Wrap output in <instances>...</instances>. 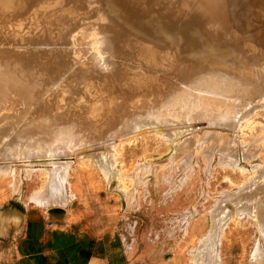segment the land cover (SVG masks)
Here are the masks:
<instances>
[{
  "label": "rangeland",
  "instance_id": "obj_1",
  "mask_svg": "<svg viewBox=\"0 0 264 264\" xmlns=\"http://www.w3.org/2000/svg\"><path fill=\"white\" fill-rule=\"evenodd\" d=\"M239 1L0 0V221L59 206L167 263L264 256V0ZM154 92L185 110L138 117Z\"/></svg>",
  "mask_w": 264,
  "mask_h": 264
},
{
  "label": "crops",
  "instance_id": "obj_2",
  "mask_svg": "<svg viewBox=\"0 0 264 264\" xmlns=\"http://www.w3.org/2000/svg\"><path fill=\"white\" fill-rule=\"evenodd\" d=\"M37 207L16 224L0 221V264H173L135 251L117 228L95 226L80 210L57 221Z\"/></svg>",
  "mask_w": 264,
  "mask_h": 264
},
{
  "label": "bare ground",
  "instance_id": "obj_3",
  "mask_svg": "<svg viewBox=\"0 0 264 264\" xmlns=\"http://www.w3.org/2000/svg\"><path fill=\"white\" fill-rule=\"evenodd\" d=\"M222 2H223L222 6L224 5V6L226 7V10H228L227 8H229V10L231 9V11H226V12H228V13L231 12V13H232V12L234 11V10L232 11V9H235L236 12H237L238 3L240 2L239 0H238V2H237V0H222ZM222 2H221V3H222ZM250 2H252V3H257V0H250L249 3H250ZM242 3H243V2H242ZM224 9H225V8H224ZM242 10H243L244 12H246L245 4H244V3H243V6H242ZM247 10H249V9L247 8ZM256 10H257V9H256ZM249 11H250V10H249ZM234 12H235V11H234ZM234 12H233V13H234ZM236 14H237V13H236ZM236 14H235V15H236ZM241 15H243V14L241 13ZM241 15H239L238 17H240ZM204 82H205V81H204ZM207 83H208V81H207ZM189 84H191V83H189ZM195 84H196V83H195ZM205 84H206V82H205ZM205 84H201V83L198 84V83H197L196 88L198 89L197 86H200L201 88L199 87V88H200L199 90L201 91V89H202V85H203V87H205V88H203V89H206V88H207L206 86H208V84H207V85H205ZM210 84H211V83H210ZM204 85H205V86H204ZM185 86H188V85H185ZM214 86H215V85H214V83H213V85H211V87L213 88V90H212V88H211V90H208V89H210V86H209V88H207V90H203V89H202L203 91H208V92H206V93L203 92V91H202V92H203L204 94H208L209 92H212V93H213L215 90H217V89L214 88ZM191 87H192V86H191ZM196 88H194V89H196ZM218 89H219V88H218ZM191 90L193 91L192 88H191ZM220 90H221V91H220ZM194 91H195V90H194ZM194 91H193V92H194ZM193 92H192V94H193V95H192L193 100H191V101H195L196 99L198 100V101L196 100L197 102H196V101L194 102V103L196 104L195 106L198 105V107H202V108H203L202 110H204V109H205V110H206V109L208 110L209 107H210V108H212L213 110H217L216 112L221 111V112L218 113V114H220V115H222V116H223L225 113H226L225 115H227L228 113L230 114L231 111H230V110H227V112L225 111V109L223 108V104L221 103L220 99H219L218 101H217L216 99H212V100H210V99H204L205 96H202V97L199 96V95L195 96V95H194L195 93H193ZM196 92H197V90H196ZM216 92H217L219 95H220V94H222V95L224 94V95H225V93H226V92H224L223 89H219V91H216ZM130 93L132 94L133 91L130 92ZM154 93H155V96H154L153 99H151V100H145V102L142 104L143 110L140 111V112L138 113V117H139V116H142L145 112H147V111L150 110L151 115H152V117H153L152 119H153V121H154V120H155L154 117L160 119V118H159V113L161 114V112H162V113L165 112V111H162V110H164V108L161 109L162 106L165 105V107L168 106V108H169V107L172 108V109L174 108L173 111H175V110H176L175 107H177L178 105H181V102H180V100H178V99H177V102H174V101H172V100H171V101H170V100H167V99H166V98H167L166 96H163V95H162V96L158 97V96L156 95V92H154ZM203 93H202V94H203ZM212 93H210V94H212ZM131 94H130V95H131ZM173 94H174V93H173ZM173 94L171 93V95H173ZM187 94H188V93H187ZM202 94H201V95H202ZM204 94H203V95H204ZM213 94H214V93H213ZM226 95H227V93H226ZM185 96H187V99H188V95L184 94V97H185ZM193 96H195V98H194ZM168 97H169V96H168ZM171 97H172V96H170V98H171ZM198 97H200V98H202V99L200 100ZM162 98H163V99H162ZM173 98H174V97H173ZM190 98H191V95H189V101H190ZM206 98H207V97H206ZM168 99H169V98H168ZM182 99H183V98H181V100H182ZM199 100H200V101H199ZM183 101H184V100H183ZM185 101H186V100H185ZM185 101H184V102H185ZM179 102H180V103H179ZM184 102H183V103H184ZM185 103H187V102H185ZM189 103H190V102H188V104H189ZM212 103H213V104H212ZM166 104H168V105L166 106ZM173 104H174V105H173ZM182 105H183V104H182ZM182 105L179 106V107L182 108ZM192 106H194V104H192L191 107H192ZM206 106H207L208 108H207ZM230 106H231V105H230ZM179 107H178V108H179ZM188 107H190V106L188 105ZM188 107H187V109H189ZM231 107H232V106H231ZM149 108H150V109H149ZM168 108H167V109H168ZM194 108H195V107H194ZM194 108H193V109H194ZM147 109H148V110H147ZM160 109H161V112H160ZM165 109H166V108H165ZM179 109H180V108H179ZM187 109H186V110H187ZM190 109H191V108H190ZM195 109H197V107H196ZM169 110H171V109H169ZM181 110H185V109L182 108V109H180V110H178V111H181ZM205 110H204L203 112H204L205 115L208 116V114H209L208 111H209V110L207 111V114L205 113ZM218 110H219V111H218ZM166 111H167V110H166ZM173 111L171 110V111H169V112H173ZM176 111H177V110H176ZM194 111H195V110H194ZM194 111H193V112H194ZM199 111H201V110H199ZM199 111H198V112H199ZM228 111H230V112H228ZM213 112H215V111H213ZM213 112H212V113H213ZM212 113H211V114H212ZM196 114H197V113H196ZM200 114H201V113H200ZM204 114H201V115H202V118H203L204 121H205V119H207V118H206L207 116H206V117L203 116ZM213 114H215V113H213ZM218 114H217V115H218ZM229 114H228V115H229ZM145 115H146V114H145ZM220 115H219V116H220ZM225 115H224V117H227V116H228V115H227V116H225ZM143 116H144V115H143ZM177 117H178V116H177ZM195 117H196V116H195ZM204 117H205V118H204ZM217 117H218V116H217ZM228 117H230V115H229ZM140 118H141V117H140ZM178 118H179V117H178ZM193 118H194V117H193ZM198 118H199V117H198ZM216 119H217V118H216ZM232 119H233V118H232ZM199 120H200V119H199ZM201 120H202V119H201ZM153 121H152V122H153ZM159 121H160V120H159ZM197 121H198V120H197ZM113 122H114V121H112V123H113ZM152 122H151V123H152ZM107 123H108V122H107ZM155 123H156V121H155ZM155 123H154V124H155ZM162 123H163V121H162ZM197 123L199 124L200 122H197ZM221 123H222V122H221ZM247 123H248V122H247ZM106 125H107V124H106ZM112 125H113V124H112ZM217 125H218V124H217ZM194 129H195V128H194ZM115 130H116V129H115ZM115 130H114V131H115ZM109 132H111V131H109ZM109 132H108V133H109ZM112 132H113V131H112ZM62 134H63V133H62ZM59 136H60V135H59ZM59 136H58V137H59ZM45 137H46V136H45ZM47 138H48V137H47ZM122 140H123V139H122ZM55 181H56V180H55ZM245 182H246V181H245ZM52 183H54V181H53ZM52 183H51V184H52ZM57 183H58V182H57ZM249 183H250V182H249ZM55 184H56V182L54 183V185H55ZM54 185H53V187L57 186V185H55V186H54ZM51 186H52V185H51ZM51 188H52V187H51ZM63 189H64V188H63ZM47 190H49V189L47 188ZM56 190H57V189H56ZM59 190H60V189H59ZM52 192H53V191H52ZM64 193H65V192H64ZM40 194H41V193H40ZM55 194H56V192H55ZM57 194H58V193H57ZM52 195H53L54 199H52L51 196H48L49 198L51 197V198H50V201H51V200H55V199L57 198V197L55 198L54 193H52ZM56 196H57V195H56ZM250 196H251V195H250ZM58 197L60 198L61 196H58ZM64 197H65V196H64ZM263 198H264V197H263ZM46 199H47V198H46ZM57 199H58V198H57ZM261 199H262V198H261ZM55 201H57V200H55ZM55 201H54V202H55ZM59 201H60V199L58 200V202H59ZM52 202H53V201H52ZM58 202H57V203H58ZM55 203H56V202H55ZM262 205L264 206L263 203H262ZM226 207H227V205H226ZM226 207H225V208H226ZM233 208H234V207H233ZM263 208H264V207H263ZM231 209H232V208H231ZM236 209H238V208H236ZM236 209H235V211H236ZM220 211H221V210H220ZM227 212H228V211H227ZM237 212H238V211H237ZM232 213H235V212H234V211H231V212H229L227 215H232ZM238 213H239V212H238ZM250 214H251V213H250ZM261 214H262V213H261ZM218 215H219V217L217 216V217H218L217 219H213V220H216L217 223H221L224 219H225L224 221H226V217H228L227 215L224 216V217H222V214H221V213H219ZM254 215H255V214H254ZM254 215H252V216H253V217H256V216H254ZM262 215H263V214H262ZM212 216H213V215H212ZM214 216H215V215H214ZM232 216H233V215H232ZM250 216H251V215H250ZM215 217H216V216H215ZM213 218H214V217H213ZM256 218H258V217H256ZM259 219H260V218H259ZM254 220H255V219H254ZM212 222H213V221H212ZM212 222H211V223H212ZM262 222H263V221L261 220L260 222L257 221L256 223H257L258 226H263L262 228H264V225L262 224ZM263 223H264V222H263ZM211 225H212V224H211ZM211 225H210V226H211ZM214 225H215V224H214ZM218 225H220V224H218ZM211 228H212V227H211ZM258 228L261 229L260 231H262V228H260V227H258ZM211 230H212V229H211ZM215 230H217V229L215 228ZM215 230H214V231H215ZM263 232H264V230H263ZM260 233H261V232H260ZM263 234H264V233H263ZM263 234H260V235H263ZM207 236H208V235H207ZM210 236H211V235H210ZM254 259L256 260V262H255L254 264H261V263H264V256H263V255H260V254H254Z\"/></svg>",
  "mask_w": 264,
  "mask_h": 264
},
{
  "label": "water",
  "instance_id": "obj_4",
  "mask_svg": "<svg viewBox=\"0 0 264 264\" xmlns=\"http://www.w3.org/2000/svg\"><path fill=\"white\" fill-rule=\"evenodd\" d=\"M48 215L57 218L58 220L62 219V215L65 213L64 207H52L47 210ZM61 221V220H60Z\"/></svg>",
  "mask_w": 264,
  "mask_h": 264
}]
</instances>
